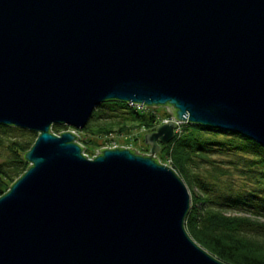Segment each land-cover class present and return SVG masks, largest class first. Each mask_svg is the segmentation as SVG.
<instances>
[{"label":"water","instance_id":"obj_1","mask_svg":"<svg viewBox=\"0 0 264 264\" xmlns=\"http://www.w3.org/2000/svg\"><path fill=\"white\" fill-rule=\"evenodd\" d=\"M264 148V0H0V124L37 137L0 196V264H227L185 229L190 194L155 153L93 148L72 131L104 101ZM94 153V152H93Z\"/></svg>","mask_w":264,"mask_h":264},{"label":"trees","instance_id":"obj_2","mask_svg":"<svg viewBox=\"0 0 264 264\" xmlns=\"http://www.w3.org/2000/svg\"><path fill=\"white\" fill-rule=\"evenodd\" d=\"M103 107L108 112L100 111ZM156 124L160 122L153 107L104 101L77 132L78 140L91 157L100 145L95 142L89 150L94 138ZM65 128L52 124L50 130L58 134ZM36 137V132L0 124V148L7 152L0 155V196L26 171L29 163L22 154ZM160 155L170 156L172 169L193 191L184 221L192 239L227 264H264V148L241 134L186 123L172 141L161 144Z\"/></svg>","mask_w":264,"mask_h":264},{"label":"rangeland","instance_id":"obj_3","mask_svg":"<svg viewBox=\"0 0 264 264\" xmlns=\"http://www.w3.org/2000/svg\"><path fill=\"white\" fill-rule=\"evenodd\" d=\"M156 110V113L158 114V118H159V122L160 124H163L165 122H169V121H172L174 122L175 124V133H178V131L180 130V127L183 125V124H186V123H179L178 121L176 120H171L170 117H172L169 113L168 116H166L164 114V111L166 109V107H163V106H158V107H155L154 108ZM100 111L102 112H108L105 107L101 108ZM116 112H119L116 111ZM158 124V125H160ZM156 124V127L154 126L153 128H140L136 131H128V132H123L121 134H112L113 136H108V137H103L102 139H98L96 140V138L93 139V141L91 140V144H87V147L89 148L90 151H92V148H93V144H95V142L99 143L100 145L97 146V148H102V147H108V148H111V147H114V146H122V147H132L134 148L137 152H140V153H144V154H150L148 150H146L148 148V145L145 144V141H144V135L145 134H148L150 132H154L155 129L157 128L158 126ZM66 128L63 129L62 131H72L74 132L75 134H77L78 136V133L79 130H73V128L71 127H67L65 126ZM30 132H33V131H30ZM55 134V133H54ZM55 135H59V134H55ZM175 136V135H174ZM172 141V140H171ZM77 143H79L78 139L76 141ZM115 143V144H114ZM85 153V152H84ZM7 152H4L2 150V148H0V155H6ZM161 149L159 152L155 153V157L157 158L158 162L162 163V164H165L169 167L172 168V161H171V158L169 155H166L165 157H161ZM96 156L97 155V151L94 150V153L91 157L93 156ZM90 155H88L89 157ZM2 156H0V159H1ZM90 157V158H91ZM180 177V176H179ZM181 178V177H180ZM182 179V178H181ZM182 181L185 183L184 181V178L182 179ZM186 185V183H185ZM186 187L188 188V191H189V194H190V197H192V190L189 189V187L186 185ZM216 257V256H215Z\"/></svg>","mask_w":264,"mask_h":264},{"label":"built area","instance_id":"obj_4","mask_svg":"<svg viewBox=\"0 0 264 264\" xmlns=\"http://www.w3.org/2000/svg\"><path fill=\"white\" fill-rule=\"evenodd\" d=\"M131 104V103H130ZM131 105H134L136 108H138V109H144L146 106H144V105H138V104H131ZM171 118V120H175V119H173V117H170ZM179 122V121H178ZM166 123V122H165ZM179 123H182V122H179ZM114 135V134H113ZM112 134H110V135H108V136H113ZM107 136V137H108ZM77 141V140H76ZM79 141V140H78ZM79 144L80 145H82V143H80V141H79ZM115 144V143H114ZM83 146V145H82ZM118 146V145H117ZM84 147V146H83ZM122 147V146H121ZM85 149L83 148V154L85 155V156H87L88 157V154L85 152Z\"/></svg>","mask_w":264,"mask_h":264}]
</instances>
